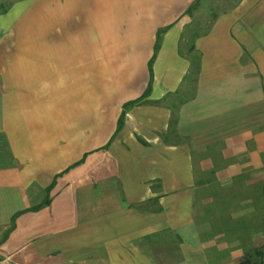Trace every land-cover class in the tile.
Masks as SVG:
<instances>
[{
  "label": "crops",
  "instance_id": "1",
  "mask_svg": "<svg viewBox=\"0 0 264 264\" xmlns=\"http://www.w3.org/2000/svg\"><path fill=\"white\" fill-rule=\"evenodd\" d=\"M214 1L0 0V264H240L238 239L264 246V0L200 22ZM190 25L200 69L175 105Z\"/></svg>",
  "mask_w": 264,
  "mask_h": 264
},
{
  "label": "trees",
  "instance_id": "2",
  "mask_svg": "<svg viewBox=\"0 0 264 264\" xmlns=\"http://www.w3.org/2000/svg\"><path fill=\"white\" fill-rule=\"evenodd\" d=\"M192 10H193V8L188 9L189 15L191 14ZM205 31H206V29H205ZM203 33H205V32L201 31L197 26L190 25L189 27L185 28L181 34V40L180 41H181V43L183 41V43H182V44H184V45H182L183 50H184V53H185L187 59L189 60L190 65H189V70L187 71V74L185 75V77L183 78V80L181 82V89L177 93H175V95H174L175 103H176L175 105H181V104L185 103L186 101L190 100L191 98H193V96H194L196 77H197V75L199 73V69H200L199 54L194 49V41L196 38L201 36ZM156 50H157V47H155L154 51H156ZM151 61L149 62V65H148L149 75H151ZM150 88H151V82L148 83L146 91L144 92V94L142 95V97L140 99H138L134 102L127 103L123 107L126 109L132 105H135V104H138L139 102H141L143 99H145L149 95ZM175 105L173 106V110H176V108H177ZM121 126H122V119L119 120L117 130H119L121 128ZM175 126H176V120L174 119V115H173L172 121L169 124V127L172 131V134L174 133ZM60 175H58V176H60ZM58 176H56L54 178V180L52 181L50 186L45 190V197H44L43 201L40 204H38L37 206L29 208L25 212H36V211L41 210V209L45 208L46 206H48V204L50 202L49 192H50V189L52 188L54 181L56 180V178ZM256 196L259 197V194L258 193H257V195L253 194L251 199L253 201H255V199L257 198ZM19 214L20 213L15 214V216L12 218L10 228L7 230V233L3 236L1 243L6 239V237L10 234V232L14 229V221L19 216ZM235 223H236L235 232L240 231V230L246 231L245 229H251V227L253 228V223H250V221L248 222V224H244L239 219H237ZM229 229L233 230V229H231L230 226H229ZM238 244H239V247L244 251L243 261L240 264H256L257 259L263 256L264 246L258 250L249 249L247 247H244V240L243 239H238Z\"/></svg>",
  "mask_w": 264,
  "mask_h": 264
},
{
  "label": "rangeland",
  "instance_id": "3",
  "mask_svg": "<svg viewBox=\"0 0 264 264\" xmlns=\"http://www.w3.org/2000/svg\"><path fill=\"white\" fill-rule=\"evenodd\" d=\"M216 3L220 6V8H219V6H214ZM223 7H225V4L222 3V1L217 2V0H216L213 3H211L209 5V7H205V8L203 7L204 9L199 8L198 12L195 13V15L198 16L197 18L200 19V22H204V21H207V19L210 17V15L208 16V9L209 8H211V10H213V8H214V10L216 11V10L222 9Z\"/></svg>",
  "mask_w": 264,
  "mask_h": 264
}]
</instances>
